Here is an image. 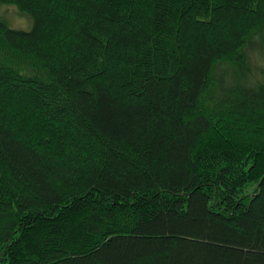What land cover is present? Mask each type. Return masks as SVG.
<instances>
[{"label":"trees","instance_id":"trees-1","mask_svg":"<svg viewBox=\"0 0 264 264\" xmlns=\"http://www.w3.org/2000/svg\"><path fill=\"white\" fill-rule=\"evenodd\" d=\"M0 264H264V0H0Z\"/></svg>","mask_w":264,"mask_h":264},{"label":"rangeland","instance_id":"rangeland-1","mask_svg":"<svg viewBox=\"0 0 264 264\" xmlns=\"http://www.w3.org/2000/svg\"><path fill=\"white\" fill-rule=\"evenodd\" d=\"M1 14L7 19L10 25L19 30L27 31L31 28V22L20 16L14 7H3Z\"/></svg>","mask_w":264,"mask_h":264}]
</instances>
